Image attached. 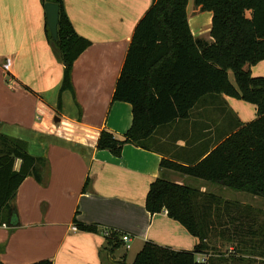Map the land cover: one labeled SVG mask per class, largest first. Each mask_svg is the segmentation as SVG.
Returning <instances> with one entry per match:
<instances>
[{"label":"crops","instance_id":"crops-1","mask_svg":"<svg viewBox=\"0 0 264 264\" xmlns=\"http://www.w3.org/2000/svg\"><path fill=\"white\" fill-rule=\"evenodd\" d=\"M151 3L64 0L74 30L90 44L74 61L72 90L61 93L58 107L63 65L46 39L41 0H0V134L25 142L30 156L47 163L42 182L27 176L10 202L12 215H1L2 264H131L145 242L194 249L195 238L165 212H146L145 198L161 175L177 184H208L161 172L160 161L197 165L255 120L257 108L226 94H209L188 119L158 127L147 149L126 144L119 158L97 150L101 131L122 140L131 126L130 105L114 102L112 95L133 29ZM211 21L210 12L205 30L197 32L189 17L194 36L210 33ZM251 71L264 76V60ZM229 78L235 84L230 73ZM20 165L16 159L13 171ZM74 224L97 232L72 231ZM111 232L120 239L128 235L130 242L109 251L105 237ZM196 260L201 263L205 255Z\"/></svg>","mask_w":264,"mask_h":264},{"label":"trees","instance_id":"trees-1","mask_svg":"<svg viewBox=\"0 0 264 264\" xmlns=\"http://www.w3.org/2000/svg\"><path fill=\"white\" fill-rule=\"evenodd\" d=\"M47 2L58 6L57 40L52 41L46 25L44 31L63 65L60 107L61 93L72 90L73 63L90 42L74 30L64 0H41L43 6ZM194 3L201 11L212 13L211 41L194 36L189 0H152L138 20L112 95L114 102L130 105L131 126L122 140L101 131L96 149L116 158L126 144L147 149L146 142L158 127L188 119L206 95L226 94L254 105L257 118L242 125L197 165L186 167L161 160L160 171L264 198V76H254L251 71V66L264 60V0ZM16 159L21 161L17 172L13 171ZM46 168L44 158L29 155L25 142L0 134V222L4 211L8 217L12 215L10 202L23 180L32 176L42 182ZM144 207L150 215L165 212L195 238L196 245L192 251H175L145 242L131 264H202L196 256L215 253L212 240L216 238L235 243L237 253L264 260V213L251 206L170 182L161 175L149 186ZM74 226L83 232H97L93 226ZM105 241L109 251L123 244L114 232ZM214 262L210 256L204 264Z\"/></svg>","mask_w":264,"mask_h":264},{"label":"rangeland","instance_id":"rangeland-1","mask_svg":"<svg viewBox=\"0 0 264 264\" xmlns=\"http://www.w3.org/2000/svg\"><path fill=\"white\" fill-rule=\"evenodd\" d=\"M209 13L210 12L208 11H201L198 7H196L194 0H189L188 15L189 17H194L195 19L194 28L196 29L197 32H199L200 30H205L206 20L208 18ZM247 14L248 16L250 15L249 12ZM201 38L204 39L208 38L210 40L212 39L208 31H204L203 36ZM229 73L231 79L234 81L235 79L233 72L229 71ZM193 184L194 182L191 183V185L194 188H198L203 193H213L222 197L225 200H229L232 202H239L244 206L246 205L251 206L255 210L264 213V198L253 196L246 192H237L211 184H208V186H197L196 184L195 185ZM212 245L216 248V252L212 253L208 257L206 256L205 263H207L208 258L211 256V258L215 260L214 262L215 264H264V260H262V258L260 257L248 256L241 253H237L235 250L236 244L235 243L233 244L228 240L216 238L212 240ZM238 259L240 260L243 259L246 262L242 263L240 261H236Z\"/></svg>","mask_w":264,"mask_h":264},{"label":"water","instance_id":"water-1","mask_svg":"<svg viewBox=\"0 0 264 264\" xmlns=\"http://www.w3.org/2000/svg\"><path fill=\"white\" fill-rule=\"evenodd\" d=\"M44 13L46 26L49 30L52 41L57 40V24H58V6L54 3L47 2L44 4Z\"/></svg>","mask_w":264,"mask_h":264},{"label":"built area","instance_id":"built-area-1","mask_svg":"<svg viewBox=\"0 0 264 264\" xmlns=\"http://www.w3.org/2000/svg\"><path fill=\"white\" fill-rule=\"evenodd\" d=\"M71 230H72V231H76V227H75V226L71 227ZM121 241H122L123 244H127V243L130 242V237H129L128 235H122V236H121ZM125 248L128 249V248H129L128 245H125ZM205 257H206V256H205ZM205 261H206V259L203 260L201 263L204 264Z\"/></svg>","mask_w":264,"mask_h":264}]
</instances>
